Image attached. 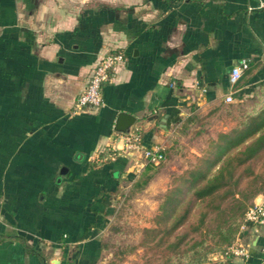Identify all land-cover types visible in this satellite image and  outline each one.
<instances>
[{
    "label": "crops",
    "instance_id": "obj_1",
    "mask_svg": "<svg viewBox=\"0 0 264 264\" xmlns=\"http://www.w3.org/2000/svg\"><path fill=\"white\" fill-rule=\"evenodd\" d=\"M259 1L0 0V231L24 236L48 264H94L114 201L148 163L139 151L100 158L123 145L117 113L135 115L131 129L165 157L232 126L225 95L249 100L264 81ZM114 49L126 60L104 84V103L73 112L92 67ZM241 58L249 68L231 86ZM240 235L248 259L216 253L201 264H259L264 228ZM0 264L42 262L14 237L0 240Z\"/></svg>",
    "mask_w": 264,
    "mask_h": 264
},
{
    "label": "trees",
    "instance_id": "obj_2",
    "mask_svg": "<svg viewBox=\"0 0 264 264\" xmlns=\"http://www.w3.org/2000/svg\"><path fill=\"white\" fill-rule=\"evenodd\" d=\"M223 111L233 113L235 123L226 130H219L214 137H209L206 147L197 155L194 163L172 176L153 216V224L142 228L138 246L156 249L162 255L170 251L181 254L189 252L186 264H201L206 260V255L199 253L203 238L194 239L185 249L179 250V247L190 233L203 232L210 212L222 216L214 228L220 235L215 251L222 252L238 236L244 212L255 197L264 192V183L249 193L251 201L247 205L243 204L234 221L223 217L226 210L222 202L227 199L238 200L237 195L243 194L241 185L246 178L256 180L254 165L264 157V81L249 100L230 101ZM110 160L107 159V162ZM152 164L147 163L144 172ZM148 179L149 176L141 181L136 180L134 185L143 186ZM247 197L244 194V198ZM199 203L202 205L195 211ZM14 237L21 241L27 252L37 255L42 264H48L43 252L24 236L12 231H0V240ZM102 247L100 239V250Z\"/></svg>",
    "mask_w": 264,
    "mask_h": 264
},
{
    "label": "rangeland",
    "instance_id": "obj_3",
    "mask_svg": "<svg viewBox=\"0 0 264 264\" xmlns=\"http://www.w3.org/2000/svg\"><path fill=\"white\" fill-rule=\"evenodd\" d=\"M206 141L207 139L204 141V139L195 136L188 141L184 139V142H180L179 148L168 153L161 162L152 164L147 171L136 177L141 181L149 176L145 185H128L126 188H122L123 190L121 189L122 194L123 191L125 194L114 201V210L110 220L100 234L103 247L94 264H186L189 252L181 254L170 251L169 254L162 255L156 249L138 246L137 243L141 238L142 228L153 224V216L158 209L164 191L170 185L172 176L194 163L197 155H200L206 147ZM191 148L201 150L199 154L193 155L194 152ZM254 167L256 180L245 179L240 187L243 194L237 195L238 200L227 199L222 202L226 210L223 217H228L229 221H234L243 204L247 205L251 201L249 193L264 183V157L257 160ZM244 194L248 197L244 198ZM201 205L202 203H199L195 207V211ZM221 220V214L210 212L206 218L203 232L190 233L179 250L185 249L194 239L203 238L204 243L199 253L206 255V260L203 262L210 261L214 254L218 253L215 250L218 248L216 241L220 235L214 228Z\"/></svg>",
    "mask_w": 264,
    "mask_h": 264
},
{
    "label": "built area",
    "instance_id": "obj_4",
    "mask_svg": "<svg viewBox=\"0 0 264 264\" xmlns=\"http://www.w3.org/2000/svg\"><path fill=\"white\" fill-rule=\"evenodd\" d=\"M258 7H264V1L260 0ZM126 60V54L122 49H114L102 55L92 67L89 76L83 89L75 97L72 111H89L104 103L103 86L107 83L113 70L122 62ZM250 59L241 58L230 68L228 80L233 86L242 73L249 67ZM225 101L230 102L233 100L232 93H227L224 97ZM123 138V145L116 148L108 145L102 150L100 158L107 160L113 158L118 154V150L123 151H139L148 163L157 164L161 162L164 157L163 148L155 146H146L142 141V133L138 128L131 129L127 134H120ZM259 195V194H258ZM262 198L253 201L244 212L243 222L239 228V234L233 242L228 244L219 254L225 258H241L248 259L251 256L250 246L251 242L246 243L240 234L245 231H251L257 234L259 229L264 228V192L260 193ZM259 264H264V258H260Z\"/></svg>",
    "mask_w": 264,
    "mask_h": 264
},
{
    "label": "water",
    "instance_id": "obj_5",
    "mask_svg": "<svg viewBox=\"0 0 264 264\" xmlns=\"http://www.w3.org/2000/svg\"><path fill=\"white\" fill-rule=\"evenodd\" d=\"M156 114L150 115L148 120L155 119ZM164 119V118H163ZM135 115L129 113L128 111L121 110L117 113L113 124V130L120 132L122 134H127L131 128L136 123Z\"/></svg>",
    "mask_w": 264,
    "mask_h": 264
}]
</instances>
